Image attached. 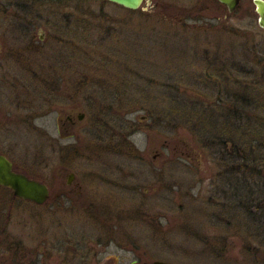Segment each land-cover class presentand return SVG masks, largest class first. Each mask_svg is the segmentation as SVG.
Returning a JSON list of instances; mask_svg holds the SVG:
<instances>
[{"label":"rangeland","instance_id":"rangeland-1","mask_svg":"<svg viewBox=\"0 0 264 264\" xmlns=\"http://www.w3.org/2000/svg\"><path fill=\"white\" fill-rule=\"evenodd\" d=\"M250 1L228 18L173 22L147 15L144 4L142 12L101 0H0V14L6 3L14 16L11 29L26 27L41 47L27 65L44 75L56 65L63 78L55 112L37 122L56 135L71 110L87 119L75 138L62 136L61 157L49 169L64 178L74 172L73 186L119 213L116 226L123 221L140 242L142 262L264 264V177L240 173L261 193L245 191L238 175H223L229 164L207 144L218 134L227 148L228 141L264 144V105L252 101L264 100V30ZM37 89L34 107L42 110ZM240 94L249 96L246 106ZM31 138L17 140L32 150ZM129 147L142 159L128 156ZM233 191L248 196L249 208ZM75 224L78 236L95 235L82 214ZM109 252L116 255L103 263L134 259L113 246Z\"/></svg>","mask_w":264,"mask_h":264},{"label":"flooded vegetation","instance_id":"flooded-vegetation-1","mask_svg":"<svg viewBox=\"0 0 264 264\" xmlns=\"http://www.w3.org/2000/svg\"><path fill=\"white\" fill-rule=\"evenodd\" d=\"M158 2L145 0L142 3L149 9L147 15L161 16L173 22L178 19L182 22L190 19L200 21L201 18L217 21L222 16H232L242 7V0L232 12L218 0H191L188 7ZM250 3L254 5L253 0ZM5 6V13L0 14V36L3 40L0 43V155L12 164V172L47 185L49 196L41 204H36L15 196L10 187L0 184V264H106L103 261L116 255L109 252L105 257L108 247L112 246L121 254L130 252L134 255L129 264H150L151 261L142 262L139 258L140 242L131 232L124 230L123 221L116 226L119 213L113 214L98 204L94 195H87L80 186H73L74 172L64 178L49 169L53 159L61 157L62 136L63 139L75 138L78 128L87 119L83 113L77 115L71 110L64 120L58 119L54 129L57 130L56 135L49 126H41L37 122L55 112L53 105L57 104L55 100L62 91L60 84L63 78L56 65L55 70L46 75V71L39 72L27 65L29 54L41 47L36 44L35 37L32 39L27 34V28L22 24H19L22 29L17 32L11 29L14 16L6 3ZM253 9L257 15L256 5ZM37 36L42 44L44 31L39 29ZM30 85L34 87L32 92ZM37 88L39 99L43 101L40 103L43 104L42 110L36 109L37 105L34 107ZM29 132L32 150L21 141L28 137L19 135H28ZM14 134L18 136L12 138ZM18 137L21 139L17 140ZM72 144L66 147L70 148ZM139 191L135 189L134 192ZM232 195L237 196L234 191ZM79 214L96 229L95 235H89L91 232L88 231L82 236L77 235L75 217ZM158 223L148 220L153 229H157L155 225Z\"/></svg>","mask_w":264,"mask_h":264},{"label":"trees","instance_id":"trees-1","mask_svg":"<svg viewBox=\"0 0 264 264\" xmlns=\"http://www.w3.org/2000/svg\"><path fill=\"white\" fill-rule=\"evenodd\" d=\"M244 92H245V89H244ZM244 94H246V93H244ZM252 97H253L252 101H253L254 105H258V103H261L262 106L264 105V100L260 101L259 99L258 100L254 99V96H252ZM238 100H239L238 102H240L242 106H246L247 100L249 102V96L245 97V95L240 94L238 96ZM233 108L235 111V107H233ZM233 108H231V110ZM237 111L239 114V112H240L239 109H237ZM231 128H232V126H231ZM255 135H258V133L256 132ZM223 136H221V134H218V136L215 137L213 141H208L207 144H209L212 148L215 149V154H217V157L219 156L218 158H219L220 162L222 161L224 163L229 164L228 165V167H229L228 171L225 172V174H223V175H225V176H227V175L230 176L231 174L238 175V176H236V180H237L238 184L244 185V187H245L244 190L247 191L248 184L244 183L243 179L240 178L241 177L240 173L244 174V177H245L244 180H247L246 179L248 177L247 175H250V174H251L252 180L253 179H255V180L256 179H261V180L263 179V177H264V148H263V145L264 144L258 145L256 143V140L249 139L246 141L247 143L243 144L241 142L242 144L238 146L237 144L232 143L231 141L230 142L228 141L229 146L227 148L226 143L224 142ZM253 138H255V136ZM253 141H255V142L253 143ZM127 144H128V142H127ZM129 148H130V150L127 152L128 156H131L132 158H137L138 160L142 159L139 156V152H137L136 148H133V149L131 147H129ZM260 148H261V151L259 152ZM241 149H244V150L242 151ZM123 151H125V148H119L117 150L118 153H123ZM235 161L238 163H235ZM258 187L259 186L257 184H255L253 186H249L248 191L253 192V190H255L256 192L261 193V190ZM236 195L241 196L242 194L240 195L238 193ZM241 197H240L241 199L239 200V203L241 205L242 204L246 205V208H249V206L247 205L248 196L243 195Z\"/></svg>","mask_w":264,"mask_h":264},{"label":"water","instance_id":"water-1","mask_svg":"<svg viewBox=\"0 0 264 264\" xmlns=\"http://www.w3.org/2000/svg\"><path fill=\"white\" fill-rule=\"evenodd\" d=\"M105 1V0H103ZM110 3L120 5L124 9L130 11H137V9L144 3L145 0H106ZM220 3L228 7V11L232 12L237 9L240 0H218ZM256 5V12L259 15L257 24L264 30V0H253ZM12 164L5 157L0 155V184L1 186L10 187L13 194L18 197H23L26 200H32L36 204H41L48 198L47 185L42 182L27 179L21 173L16 174L11 171ZM140 264V263H139ZM150 264H172L164 262L163 260L151 261Z\"/></svg>","mask_w":264,"mask_h":264}]
</instances>
